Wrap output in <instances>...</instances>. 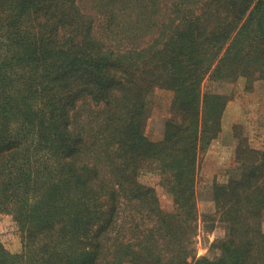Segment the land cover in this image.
Wrapping results in <instances>:
<instances>
[{
  "label": "trees",
  "instance_id": "1",
  "mask_svg": "<svg viewBox=\"0 0 264 264\" xmlns=\"http://www.w3.org/2000/svg\"><path fill=\"white\" fill-rule=\"evenodd\" d=\"M240 78L264 81V0H0V215L22 237L0 264H264V149L243 139L212 185L228 236L195 249L200 156L231 99L204 84Z\"/></svg>",
  "mask_w": 264,
  "mask_h": 264
},
{
  "label": "rangeland",
  "instance_id": "2",
  "mask_svg": "<svg viewBox=\"0 0 264 264\" xmlns=\"http://www.w3.org/2000/svg\"><path fill=\"white\" fill-rule=\"evenodd\" d=\"M246 83V79L240 78L235 83L204 84L205 91L213 90L230 96L222 119V129L228 128V140L231 144L235 142L237 146L234 155L231 152L221 153L218 147L212 154L207 151L200 156L197 187L199 229L195 238L197 258L214 257L217 251L213 245L228 236L227 225L221 220L212 199L213 183L227 184L235 175L238 169L235 161L236 151L242 139L246 140L251 148L264 149V81L256 82L251 92L246 91ZM172 99L173 92L160 88L152 95L146 132L153 141L162 139L164 121L169 117ZM145 178L147 183H153L157 188L163 208L171 210L172 198L161 188L159 174L149 173ZM0 240L11 253L22 251L21 232L12 217L6 214L0 215Z\"/></svg>",
  "mask_w": 264,
  "mask_h": 264
},
{
  "label": "crops",
  "instance_id": "3",
  "mask_svg": "<svg viewBox=\"0 0 264 264\" xmlns=\"http://www.w3.org/2000/svg\"><path fill=\"white\" fill-rule=\"evenodd\" d=\"M229 135H230V131L228 130V128L226 129L223 127L219 138L214 140L211 146L209 147V150H208L209 154H212L214 149L219 147L221 153L231 152L234 155L237 144L235 142H233L232 144L229 142L228 140V138H230Z\"/></svg>",
  "mask_w": 264,
  "mask_h": 264
}]
</instances>
